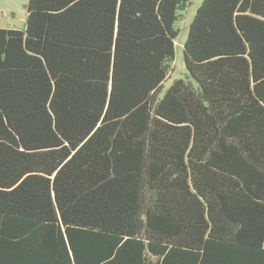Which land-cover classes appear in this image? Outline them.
<instances>
[{
	"label": "trees",
	"instance_id": "1",
	"mask_svg": "<svg viewBox=\"0 0 264 264\" xmlns=\"http://www.w3.org/2000/svg\"><path fill=\"white\" fill-rule=\"evenodd\" d=\"M29 0L0 29V264H264V0Z\"/></svg>",
	"mask_w": 264,
	"mask_h": 264
},
{
	"label": "rangeland",
	"instance_id": "2",
	"mask_svg": "<svg viewBox=\"0 0 264 264\" xmlns=\"http://www.w3.org/2000/svg\"><path fill=\"white\" fill-rule=\"evenodd\" d=\"M204 0H192L185 10L179 12L175 29L178 31L175 46V59L167 65L169 76L163 83L160 99L176 80H184L186 83L196 82L190 78L185 64L184 44L189 35L190 25L196 16L199 7ZM29 0H0V29L20 30L26 29L27 9Z\"/></svg>",
	"mask_w": 264,
	"mask_h": 264
}]
</instances>
